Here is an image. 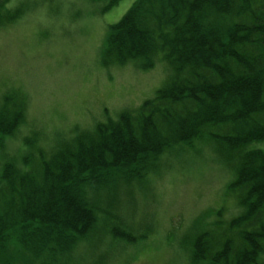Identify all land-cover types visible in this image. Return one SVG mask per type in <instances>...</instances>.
Masks as SVG:
<instances>
[{
	"label": "trees",
	"instance_id": "obj_1",
	"mask_svg": "<svg viewBox=\"0 0 264 264\" xmlns=\"http://www.w3.org/2000/svg\"><path fill=\"white\" fill-rule=\"evenodd\" d=\"M9 1L0 0V30L23 14ZM87 1L103 14L121 0ZM158 54L171 75L153 99L45 153L28 142L24 159L4 162L0 264L11 252L22 264H73L81 249L146 238L114 212L119 187L203 142L233 174L228 194L241 212L226 221L217 212L189 243L190 261L264 264V0H136L109 27L104 64L140 59L150 69ZM25 105L19 91L1 99L0 148L24 124Z\"/></svg>",
	"mask_w": 264,
	"mask_h": 264
},
{
	"label": "rangeland",
	"instance_id": "obj_2",
	"mask_svg": "<svg viewBox=\"0 0 264 264\" xmlns=\"http://www.w3.org/2000/svg\"><path fill=\"white\" fill-rule=\"evenodd\" d=\"M135 1L121 0L103 14L87 0L9 1L7 8L22 6L24 12L0 30V99L19 91L28 100L24 124L0 148V172L5 161L31 152L28 142L45 153L76 129L91 130L134 111L165 85L171 69L160 54L151 69L142 68L140 59L104 64L108 29ZM184 148L170 153L159 174L122 183L117 191L114 212L147 237L94 252L81 249L73 264H192L195 234L220 219L217 212L224 221L240 214L228 194L233 174L211 145ZM2 263L22 264L19 252Z\"/></svg>",
	"mask_w": 264,
	"mask_h": 264
}]
</instances>
